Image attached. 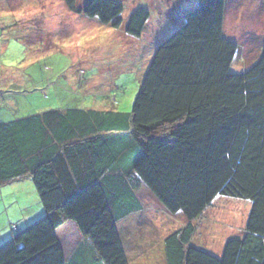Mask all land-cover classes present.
<instances>
[{
	"label": "trees",
	"instance_id": "1",
	"mask_svg": "<svg viewBox=\"0 0 264 264\" xmlns=\"http://www.w3.org/2000/svg\"><path fill=\"white\" fill-rule=\"evenodd\" d=\"M63 1L121 24L119 0ZM225 17L226 0H197L156 47L130 112L52 109L0 122V187L32 181L44 210L11 226L0 264H79L80 249L67 258L56 235L69 221L95 253L82 264H130L121 229L144 209L142 190L186 219L152 264H264V46L248 69L229 72L237 43L223 35ZM148 18L135 9L127 34ZM217 195L250 201L243 235L220 255L192 244L193 221Z\"/></svg>",
	"mask_w": 264,
	"mask_h": 264
},
{
	"label": "rangeland",
	"instance_id": "2",
	"mask_svg": "<svg viewBox=\"0 0 264 264\" xmlns=\"http://www.w3.org/2000/svg\"><path fill=\"white\" fill-rule=\"evenodd\" d=\"M119 1L121 24L113 27L69 10L63 0H0V79L9 73L23 82L0 84V122L52 109L132 110L156 47L184 23L197 0ZM139 7L149 18L141 34L132 36L126 21ZM9 17L18 20L12 24ZM223 35L237 43L229 72L248 69L264 46V0H226ZM138 195L144 209L121 230L130 264H152L149 253L158 254L163 238L186 219L166 211L144 190ZM249 209L247 199L217 195L193 221L192 244L220 255L228 239L243 235ZM42 215L32 181L0 187V244L11 237V226L22 229ZM72 223L58 231L64 248L75 246L80 236L69 228Z\"/></svg>",
	"mask_w": 264,
	"mask_h": 264
},
{
	"label": "crops",
	"instance_id": "3",
	"mask_svg": "<svg viewBox=\"0 0 264 264\" xmlns=\"http://www.w3.org/2000/svg\"><path fill=\"white\" fill-rule=\"evenodd\" d=\"M11 18H12V19H11ZM10 19H11V20H10ZM17 20H18L17 17H14V18H13V17H9V18L7 19V22H9V23L13 22L12 24H14ZM1 24H3V23L1 22ZM8 74H9V73H8ZM8 74H7V75H8ZM7 75L5 76V78L0 79V84H10V83H13V84H22V83H23L21 80H18V78H15V77H7ZM9 79H11L12 81H11L10 83H7L6 80H9ZM5 87H6V86H5ZM4 99H5V98H4ZM66 225H67V224H66ZM71 225H72V226H69V228H70L72 231L75 232V230H76L78 233H80V232L78 231V229H77L75 223H72ZM62 227H64V225L61 226L60 228H58V229L56 230V235H57L58 238H59L58 231L61 230ZM64 230H66V229H64ZM77 238H78V241H77L76 243H74L75 246H70V248H64L65 256H66L67 258H70V257H71V259H72V257L75 256L76 251L80 249V251H81L82 253L79 251L80 254L78 255V257H74V258H76V260L79 262V264H82V263L84 262V260H88L89 257L92 258V259H95L96 257H95V253H94V251H93L92 246H91L90 244H84V242H83V241H84V238H82L81 234H80V236H78ZM63 247H64V246H63ZM143 247L146 249V246H143ZM158 252H160V250H159ZM147 255H148V254H145L144 256H142V258L140 257V259H139V258H138V259L141 260V262L143 263V262L145 261L144 259L147 257ZM154 255H157L156 253H154V251L151 252V253H149V260H150V262H151L152 258L154 257ZM131 259H132V258H131ZM82 260H83V261H82ZM74 263H76V262H74ZM143 264H144V263H143Z\"/></svg>",
	"mask_w": 264,
	"mask_h": 264
},
{
	"label": "built area",
	"instance_id": "4",
	"mask_svg": "<svg viewBox=\"0 0 264 264\" xmlns=\"http://www.w3.org/2000/svg\"><path fill=\"white\" fill-rule=\"evenodd\" d=\"M16 228H14V230H15Z\"/></svg>",
	"mask_w": 264,
	"mask_h": 264
}]
</instances>
